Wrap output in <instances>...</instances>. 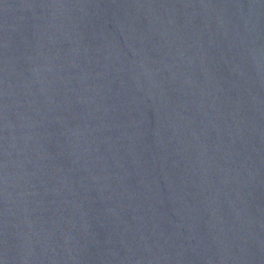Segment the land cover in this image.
I'll use <instances>...</instances> for the list:
<instances>
[{
  "label": "water",
  "instance_id": "95a60500",
  "mask_svg": "<svg viewBox=\"0 0 264 264\" xmlns=\"http://www.w3.org/2000/svg\"><path fill=\"white\" fill-rule=\"evenodd\" d=\"M0 264H264V0H0Z\"/></svg>",
  "mask_w": 264,
  "mask_h": 264
}]
</instances>
